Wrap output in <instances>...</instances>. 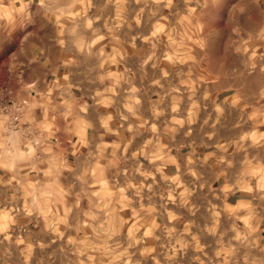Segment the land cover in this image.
<instances>
[{
    "label": "crops",
    "instance_id": "1",
    "mask_svg": "<svg viewBox=\"0 0 264 264\" xmlns=\"http://www.w3.org/2000/svg\"><path fill=\"white\" fill-rule=\"evenodd\" d=\"M56 11L36 0H0V88L4 99L27 103L16 131L0 122V264H119L113 246L122 237L132 247L122 262L131 264H264V146H247L241 137L166 153L127 129L124 145L113 146L125 147L132 163L168 159L173 177L202 183L206 194L193 195L191 206L127 205L125 221L86 217L95 212L80 206L62 224L61 205L40 199L45 183L56 191L58 173L62 185L70 186L74 173L62 165L72 170L95 136L92 92ZM26 135L39 144L22 149ZM41 147L52 152L41 168L51 170L47 180L21 170L26 154ZM36 155L46 158L43 151ZM183 170L195 173L186 178ZM38 179L27 197L21 185ZM114 209L107 213L118 215Z\"/></svg>",
    "mask_w": 264,
    "mask_h": 264
},
{
    "label": "rangeland",
    "instance_id": "2",
    "mask_svg": "<svg viewBox=\"0 0 264 264\" xmlns=\"http://www.w3.org/2000/svg\"><path fill=\"white\" fill-rule=\"evenodd\" d=\"M36 1L61 16L92 92L95 136L70 182L95 212L86 217L125 221L127 205L191 206L206 194L202 183L173 177L168 159L132 163L125 147L113 148L127 129L166 153L223 136L264 146V0ZM131 248L124 237L113 246L119 264H131L122 262Z\"/></svg>",
    "mask_w": 264,
    "mask_h": 264
},
{
    "label": "clouds",
    "instance_id": "3",
    "mask_svg": "<svg viewBox=\"0 0 264 264\" xmlns=\"http://www.w3.org/2000/svg\"><path fill=\"white\" fill-rule=\"evenodd\" d=\"M37 151H43L45 159H41L38 155H36ZM52 155L51 148H43L40 149H34L31 152L26 154V157L21 161L23 164V167L21 170L23 171L25 168L28 170L29 174L32 172H35L37 177H43L45 180L49 176H51V170L45 169L41 170L42 166L47 164L49 161L47 157H50ZM64 172H71V169L66 166V164L62 165ZM88 173L85 172L84 175L80 176L79 179L81 181L84 180V177L87 176ZM93 176H95V171L92 173ZM61 176L62 173H58L55 179L53 180V183L56 186V191H50L47 190L49 188V185L47 183L44 184L45 190L40 192V199H42L45 203H59L64 211V218L60 219V223L66 224L67 223V217L73 212V209H80V199L79 197L75 198V202L73 204L68 203V199L72 198V192L73 188L70 186L62 185L61 183ZM65 183L67 181V178H64ZM41 181L38 179L35 184L29 183L27 187H24L21 185L22 188H24V191L26 193L27 197H31L33 192L32 189H35L37 185H39ZM95 184L90 185V187H95Z\"/></svg>",
    "mask_w": 264,
    "mask_h": 264
},
{
    "label": "built area",
    "instance_id": "4",
    "mask_svg": "<svg viewBox=\"0 0 264 264\" xmlns=\"http://www.w3.org/2000/svg\"><path fill=\"white\" fill-rule=\"evenodd\" d=\"M27 103L25 101L17 102L6 100L0 88V122L1 127L7 131H16L21 125V120L25 112ZM39 144L37 140H33L29 135L22 140V149L28 150V145L35 147Z\"/></svg>",
    "mask_w": 264,
    "mask_h": 264
}]
</instances>
